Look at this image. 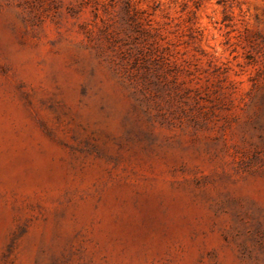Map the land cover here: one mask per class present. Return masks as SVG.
Masks as SVG:
<instances>
[{"label": "rangeland", "instance_id": "obj_1", "mask_svg": "<svg viewBox=\"0 0 264 264\" xmlns=\"http://www.w3.org/2000/svg\"><path fill=\"white\" fill-rule=\"evenodd\" d=\"M0 264H264V0H0Z\"/></svg>", "mask_w": 264, "mask_h": 264}]
</instances>
